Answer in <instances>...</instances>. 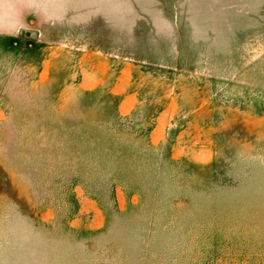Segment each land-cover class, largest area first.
I'll return each mask as SVG.
<instances>
[{
    "label": "rangeland",
    "instance_id": "374dc122",
    "mask_svg": "<svg viewBox=\"0 0 264 264\" xmlns=\"http://www.w3.org/2000/svg\"><path fill=\"white\" fill-rule=\"evenodd\" d=\"M0 264H264V0H0Z\"/></svg>",
    "mask_w": 264,
    "mask_h": 264
}]
</instances>
